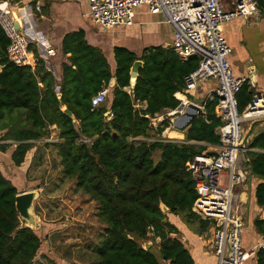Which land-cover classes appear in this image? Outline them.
I'll use <instances>...</instances> for the list:
<instances>
[{
    "label": "trees",
    "instance_id": "trees-1",
    "mask_svg": "<svg viewBox=\"0 0 264 264\" xmlns=\"http://www.w3.org/2000/svg\"><path fill=\"white\" fill-rule=\"evenodd\" d=\"M8 44L0 26V129H5L4 139L16 142L11 160L20 166L34 146L32 141L49 137L51 125L58 128V141L51 144L63 174L74 178L77 188L97 202V217L105 224L95 246V264H194L168 215L182 216L200 233L210 223L191 209L196 192L186 164L204 149L189 141L218 142L216 128L221 122L214 111L216 101L204 102L203 113L184 132L182 142L161 135L169 118L154 128L147 115L180 104L174 94L184 91V78L196 69L198 58L182 61L169 46H149L139 56L116 46L112 74L103 53L87 44L81 31L71 32L63 38V52L70 55L68 63L62 64L58 96L54 76L37 52L34 66H19L8 60ZM136 60L142 64L131 86L130 69ZM112 76L115 85L108 104L93 107L92 96ZM253 96L244 83L237 93L239 112ZM142 102L145 107L136 106ZM249 132L254 134L244 150L242 169L251 179L257 205L264 207V120ZM7 146L0 145L1 149ZM17 193L0 171V264H35L41 238L16 211ZM161 205L167 210L162 211ZM255 223L263 232L264 220ZM157 237V251L152 246L144 249L139 242ZM255 260L264 264V247L257 249Z\"/></svg>",
    "mask_w": 264,
    "mask_h": 264
},
{
    "label": "built area",
    "instance_id": "built-area-1",
    "mask_svg": "<svg viewBox=\"0 0 264 264\" xmlns=\"http://www.w3.org/2000/svg\"><path fill=\"white\" fill-rule=\"evenodd\" d=\"M11 5V0H0V26L9 39L7 58L19 66H33L29 43L32 40L42 42L43 37L33 31L31 22L34 11H39L40 6L16 7L13 14ZM88 7L92 22L104 29L132 25L136 10L145 7L149 13L160 15L170 27V47L180 60L198 58L196 69L184 78L185 89L180 94L185 98L174 94L180 104L153 117L147 115L154 128L165 115L168 118L183 112L189 102L187 94L195 90L199 82L208 78L217 80V87L206 97V100L216 101L214 111L221 122L216 128L217 148L195 154L186 164L196 192L191 209L212 226L211 242L217 264H245L258 248L264 247V243L250 249L243 246V217L235 204L234 193L235 184L246 179V173L238 163L243 139L241 123L264 120V93L255 94L243 111H238L237 93L248 80L236 77L232 72L227 60L229 47L223 35V24L234 17L256 14L258 0H235L232 11H224L221 0H88ZM108 90V87H102L92 96L93 107L106 102ZM168 128H171L170 122ZM82 140L90 142L88 138Z\"/></svg>",
    "mask_w": 264,
    "mask_h": 264
},
{
    "label": "crops",
    "instance_id": "crops-1",
    "mask_svg": "<svg viewBox=\"0 0 264 264\" xmlns=\"http://www.w3.org/2000/svg\"><path fill=\"white\" fill-rule=\"evenodd\" d=\"M27 1L33 6L40 5V10L34 11L31 23L33 31L39 32L43 37L42 42H44L32 40L29 43L31 65L34 66L35 64L36 55L34 51H36L38 57L43 60L46 69L54 76L55 91L58 96H60L62 64L68 63L67 58L70 55V53H64L62 48L63 38L68 33L81 31L87 44L98 48L103 53L110 65L112 74H114L115 70L114 48L116 46L125 47L139 56L146 47L158 45L170 47L172 41L170 27L162 21L160 15L149 13L145 7H139L136 10L132 25L104 29L90 19L88 15V0H11V4L19 8ZM221 6L224 11H232L235 7V0H221ZM257 8L258 12L254 15L234 17L223 24V35L229 47L227 60L232 72L236 77L247 78L249 88L254 95L264 93V0H258ZM156 24L164 25L161 31L156 28ZM125 28L131 29V31H122L121 33L123 34L120 35V29ZM145 35L149 39L145 43L140 44L138 51L132 50L126 44L124 45L127 38H138ZM114 85L115 77L112 76L108 85L103 86L109 89L107 100L103 105L108 104ZM217 85L216 79L208 78L199 82L196 89L190 91L188 96L191 99L203 101L202 103L194 102L200 106L202 105L204 111L206 97ZM129 89L128 87L127 90L129 91ZM138 107H145V103H138ZM62 108L65 107L63 106ZM50 129L52 132H50V137L32 141L34 146L27 152L25 160L20 166H15L11 160V153L15 148L16 142L12 139H4L2 136L5 129H0V145H8L6 149H1L0 147V171L17 187L18 192H22V173L26 174L33 165H35L34 167H40L41 164H45L44 160L48 154L46 153L47 151L53 152L54 156L57 154L56 159L60 164L57 149L51 144L58 141V128L55 125H51ZM171 130V128H168L164 131V134L168 135L167 138L169 137L177 142L184 141V133ZM253 134L254 132L251 133L250 139ZM45 142L50 144L44 145ZM189 142L202 146L204 152H211L217 148V144L204 141L192 140ZM246 146L247 144L241 146L239 153L238 163L241 168ZM49 147H52L53 151L49 150ZM234 189H236L234 190L235 204L243 217V246L246 249L254 248L260 243H264V225L262 232L257 229L255 223L257 219L264 220V207L257 205L253 195V185L247 175L246 179L237 183ZM168 219L178 228V235L189 250L194 264H217L218 258L213 251L211 242L212 226L210 223L207 229L200 233L196 225H188L183 221L182 216L169 214ZM148 240L152 241V249L157 251L159 238H150ZM164 264H168V262H164ZM245 264H256L255 255L248 258Z\"/></svg>",
    "mask_w": 264,
    "mask_h": 264
},
{
    "label": "rangeland",
    "instance_id": "rangeland-1",
    "mask_svg": "<svg viewBox=\"0 0 264 264\" xmlns=\"http://www.w3.org/2000/svg\"><path fill=\"white\" fill-rule=\"evenodd\" d=\"M22 6L33 5L27 1ZM11 9L15 14L16 6L11 5ZM163 26L156 24L160 31ZM122 31L131 29H120V35L123 34ZM148 39L146 35L127 38L124 45L138 51L140 44ZM189 101L201 102L190 97ZM257 121L260 120H245L241 123L243 139L240 146L249 142L251 135L249 130ZM169 122L172 124V121ZM164 131L161 134L163 137L166 136ZM48 149L53 151L52 147ZM46 153L48 154L45 156V164H41L40 167L33 165L26 174L22 173V192L25 190L38 192L32 204L31 213L34 220L30 225L41 238L35 264H95L97 260L95 246L105 232V224L97 217L98 204L77 188L74 178L63 174L62 167L56 159L57 154L54 156L50 151ZM223 179L222 176V182ZM22 221L24 222L23 219Z\"/></svg>",
    "mask_w": 264,
    "mask_h": 264
},
{
    "label": "water",
    "instance_id": "water-1",
    "mask_svg": "<svg viewBox=\"0 0 264 264\" xmlns=\"http://www.w3.org/2000/svg\"><path fill=\"white\" fill-rule=\"evenodd\" d=\"M141 64H142L141 60L134 61L130 69L131 84H134L135 78L137 76L138 68ZM63 111L69 117L73 118V115L70 112V110L64 108ZM201 113H203L202 106H200L195 102L189 101L184 107L182 113L170 119L172 121L171 128L180 133H184L187 130V128L192 124V122L195 120V118ZM37 194L38 192L36 190H29L24 192H18L15 196V209L18 212L20 218L24 220L25 225L29 227H31L30 225L34 220L32 217L31 209H32L33 201L37 197ZM161 208L162 211L167 210V208L164 205H161ZM139 242L144 249H149L152 245L151 240H140Z\"/></svg>",
    "mask_w": 264,
    "mask_h": 264
},
{
    "label": "bare ground",
    "instance_id": "bare-ground-1",
    "mask_svg": "<svg viewBox=\"0 0 264 264\" xmlns=\"http://www.w3.org/2000/svg\"><path fill=\"white\" fill-rule=\"evenodd\" d=\"M177 96H178V98H181V99H184V98H185V96L182 95V94H180V93H178ZM178 137H179V136H178Z\"/></svg>",
    "mask_w": 264,
    "mask_h": 264
}]
</instances>
